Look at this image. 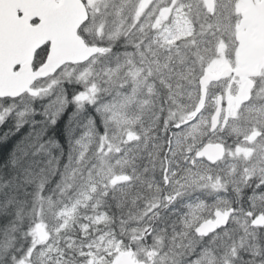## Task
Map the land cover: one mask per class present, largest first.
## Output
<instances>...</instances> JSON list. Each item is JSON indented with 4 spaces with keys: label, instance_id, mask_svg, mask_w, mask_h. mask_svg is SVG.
Returning a JSON list of instances; mask_svg holds the SVG:
<instances>
[{
    "label": "snow or ice",
    "instance_id": "1",
    "mask_svg": "<svg viewBox=\"0 0 264 264\" xmlns=\"http://www.w3.org/2000/svg\"><path fill=\"white\" fill-rule=\"evenodd\" d=\"M65 78L105 132L0 264H264V0H0V101Z\"/></svg>",
    "mask_w": 264,
    "mask_h": 264
},
{
    "label": "trees",
    "instance_id": "2",
    "mask_svg": "<svg viewBox=\"0 0 264 264\" xmlns=\"http://www.w3.org/2000/svg\"><path fill=\"white\" fill-rule=\"evenodd\" d=\"M61 90L55 101L51 96L27 97L26 102L21 98L0 107V185L5 186L0 190V243L16 221L15 209L3 208L7 199L15 196L31 204L42 182L52 192L78 157V142L89 133L105 132L98 105L81 106L75 99L83 85L64 81ZM23 243L18 238V244Z\"/></svg>",
    "mask_w": 264,
    "mask_h": 264
},
{
    "label": "rangeland",
    "instance_id": "3",
    "mask_svg": "<svg viewBox=\"0 0 264 264\" xmlns=\"http://www.w3.org/2000/svg\"><path fill=\"white\" fill-rule=\"evenodd\" d=\"M65 79H67V78H65ZM65 79H62V80H65ZM57 85H59V84H57ZM60 86V85H59Z\"/></svg>",
    "mask_w": 264,
    "mask_h": 264
},
{
    "label": "bare ground",
    "instance_id": "4",
    "mask_svg": "<svg viewBox=\"0 0 264 264\" xmlns=\"http://www.w3.org/2000/svg\"><path fill=\"white\" fill-rule=\"evenodd\" d=\"M73 90V89H72ZM62 91V90H61ZM58 100V99H57ZM60 102V101H59Z\"/></svg>",
    "mask_w": 264,
    "mask_h": 264
},
{
    "label": "water",
    "instance_id": "5",
    "mask_svg": "<svg viewBox=\"0 0 264 264\" xmlns=\"http://www.w3.org/2000/svg\"><path fill=\"white\" fill-rule=\"evenodd\" d=\"M31 95V94H30Z\"/></svg>",
    "mask_w": 264,
    "mask_h": 264
}]
</instances>
